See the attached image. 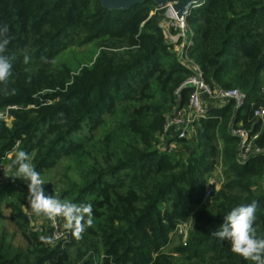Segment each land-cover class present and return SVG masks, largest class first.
<instances>
[{"label": "trees", "instance_id": "trees-1", "mask_svg": "<svg viewBox=\"0 0 264 264\" xmlns=\"http://www.w3.org/2000/svg\"><path fill=\"white\" fill-rule=\"evenodd\" d=\"M163 8L155 0L127 8L0 0V25L12 37L7 54L15 57L0 110L16 105L10 121L0 119V161L12 164L23 150L40 174L63 163L65 180L44 185L45 195L93 209L82 239L71 234L52 246L29 230L21 184L10 219L25 245L8 244L0 210V264H252L213 233L233 207L256 201L254 226L264 236V154L241 162L231 132L240 122L264 145V120L254 117L264 108V0H204L187 16L193 35L185 49L206 81L246 93L240 108L231 99L196 120L189 152L161 146L168 114L188 103L183 82L191 72L163 26ZM91 42L98 54L77 69L56 60L70 44ZM220 167L221 186L205 198Z\"/></svg>", "mask_w": 264, "mask_h": 264}, {"label": "built area", "instance_id": "built-area-1", "mask_svg": "<svg viewBox=\"0 0 264 264\" xmlns=\"http://www.w3.org/2000/svg\"><path fill=\"white\" fill-rule=\"evenodd\" d=\"M169 20L164 23L167 30L174 28L176 34L167 31L168 36L175 43V49L179 52L182 61L187 64L191 70L183 86H190L188 103L186 106L176 108L168 114L163 130L162 143L163 149L172 152L177 149V142L184 138H189L196 120L207 116L209 105H221L228 100L234 99L236 109L244 103L246 93L239 88L212 86L206 81L203 75L201 65L189 57L186 44L191 42L193 31L187 22V16L179 18L171 9L166 13ZM164 26V24H163ZM166 29V28H165ZM16 105H7L6 108L0 110V119H10V110ZM256 120H264V108L259 106L254 110ZM231 132L238 138V159L241 162L247 161L251 156L264 154V145L257 142L259 132H253L252 129L244 127L240 122H234ZM18 145V144H17ZM0 169L2 166L0 165ZM217 175L209 178L205 188V198L210 197L214 188L218 189L222 183L221 170L218 169ZM264 185V175L262 179ZM25 214L31 225L33 232H37L42 238L52 246L58 245L71 236V231L64 227V221L60 218L55 223L45 217L35 216L30 209L29 203L25 205ZM179 233L183 234L184 239L187 238V229L184 226L179 227Z\"/></svg>", "mask_w": 264, "mask_h": 264}, {"label": "clouds", "instance_id": "clouds-1", "mask_svg": "<svg viewBox=\"0 0 264 264\" xmlns=\"http://www.w3.org/2000/svg\"><path fill=\"white\" fill-rule=\"evenodd\" d=\"M12 37L7 24L0 25V91L7 93L8 84L13 71L15 57L7 54ZM50 63L47 57L41 58ZM24 63H30L29 50H24ZM30 69L26 68L25 71ZM14 169V170H13ZM5 174L13 179L27 182V199L31 212L46 217L55 223L58 218L64 221V227L71 231L75 239L83 238V233L93 224L91 204H76L70 200H61L45 195L44 184L40 172L30 163V156L23 150L15 152L12 164L5 168ZM257 202L239 204L224 216V223L213 234L220 240L230 242L231 251L252 264H264V236H258L256 221Z\"/></svg>", "mask_w": 264, "mask_h": 264}, {"label": "rangeland", "instance_id": "rangeland-1", "mask_svg": "<svg viewBox=\"0 0 264 264\" xmlns=\"http://www.w3.org/2000/svg\"><path fill=\"white\" fill-rule=\"evenodd\" d=\"M164 13H167V7H164ZM154 12V10H152ZM169 20V18L167 19ZM167 24L164 23V28L167 30ZM171 28L167 31H172L173 34L177 33V30ZM83 36L85 34H82ZM82 36V37H83ZM99 51L98 43L91 42L87 44L77 45L76 43L70 44V46L66 47L62 52L57 56L56 60L58 61H64L67 63V65L72 69H77L78 66L82 63L90 61L92 58H94ZM264 91V88H263ZM120 115H118V119H120ZM10 121V119H8ZM113 118L108 119V126L107 128L112 124ZM197 131V126L194 125L192 129V134L189 137V141L183 142L178 141L177 142V148L178 149H185L187 152L192 151L195 146L191 144L192 138H194ZM191 139V140H190ZM8 156L7 158H9ZM9 160V159H8ZM63 163H60L59 166L56 168L47 171L44 174H41L42 178L45 181L44 185H47L49 183H58L62 182L61 179L65 180V176L63 173H65V169L62 165ZM0 165L2 166V169H0V188L5 189V198L0 203V210L2 214V220H1V231L5 232L6 241L8 244H13L14 248H18L25 245V241L21 235L20 227L18 224L10 219V213L13 211V208L10 206L17 207L18 201H17V194L18 190L21 187V184H27V182L23 181L22 179H13L5 174V168L11 165L9 161H5L4 159L0 161ZM14 170V169H13ZM221 172H223V169L220 167ZM223 174V173H222ZM61 180V181H60ZM22 211L25 212V206L22 207ZM43 217V216H41ZM29 230L32 231L30 223L27 225Z\"/></svg>", "mask_w": 264, "mask_h": 264}, {"label": "water", "instance_id": "water-1", "mask_svg": "<svg viewBox=\"0 0 264 264\" xmlns=\"http://www.w3.org/2000/svg\"><path fill=\"white\" fill-rule=\"evenodd\" d=\"M145 0H101L102 4L109 8H127L135 3ZM204 0H155L158 7L171 9L179 18L188 16L193 8L200 5Z\"/></svg>", "mask_w": 264, "mask_h": 264}, {"label": "crops", "instance_id": "crops-1", "mask_svg": "<svg viewBox=\"0 0 264 264\" xmlns=\"http://www.w3.org/2000/svg\"><path fill=\"white\" fill-rule=\"evenodd\" d=\"M186 105H187V104H186ZM186 105H185V106H186ZM210 108H212V105H211V104L209 105V109H210Z\"/></svg>", "mask_w": 264, "mask_h": 264}]
</instances>
